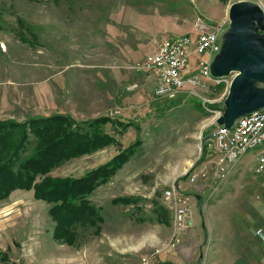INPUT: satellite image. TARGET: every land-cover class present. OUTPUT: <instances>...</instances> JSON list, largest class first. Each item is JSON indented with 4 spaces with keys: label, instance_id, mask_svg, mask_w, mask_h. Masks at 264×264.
<instances>
[{
    "label": "rangeland",
    "instance_id": "rangeland-1",
    "mask_svg": "<svg viewBox=\"0 0 264 264\" xmlns=\"http://www.w3.org/2000/svg\"><path fill=\"white\" fill-rule=\"evenodd\" d=\"M234 1L0 0V120L24 122L57 113L78 124L110 118L97 128L113 142L65 158L44 176L79 177L138 141L128 160L88 195L101 208L103 223L75 225L71 243L53 236L52 204L35 198L32 189H16L0 199V253L5 256L0 264L169 263L188 231L179 238L171 213L161 222L152 210L153 201L163 205L162 193L172 182L184 186L191 205L197 196L209 205L202 215L210 231L220 230L223 212L233 211L237 200L250 202L237 205L244 216L259 210L252 225H260L264 178L253 174V166L264 142L247 150L238 165L228 166L222 181L208 183L203 192L183 177L191 163L195 168L212 154L204 144L215 130L211 110L218 106L202 102L220 99L222 84L210 82L197 67L193 72L208 87L188 84L169 97L155 93V77L141 67L161 40L192 32L197 16L224 29ZM251 1L264 9V0ZM205 57L193 55L190 62L197 66ZM17 129L14 141L23 132L28 136L18 153L27 158L36 137L21 124ZM252 184H259L253 192L248 189ZM114 198L138 201L123 204ZM135 215L145 220L138 222ZM171 240L175 245H169Z\"/></svg>",
    "mask_w": 264,
    "mask_h": 264
},
{
    "label": "trees",
    "instance_id": "trees-1",
    "mask_svg": "<svg viewBox=\"0 0 264 264\" xmlns=\"http://www.w3.org/2000/svg\"><path fill=\"white\" fill-rule=\"evenodd\" d=\"M108 119L110 118L106 116L96 117L86 123L78 124L71 117L57 113L31 117L24 122L0 120V199L6 198L16 189H32L35 198L52 204L49 214L54 221L53 236L67 243L74 240L75 225L103 223L101 208L92 203L88 195L105 183L128 160L138 141L79 177L52 178L44 175L52 166L65 158L89 153L113 142L112 136L99 132L97 128L101 122ZM118 122L122 123L123 127L129 126V122L119 119ZM20 124L22 127H27L36 137L33 153L23 159H20L18 153L28 139L27 134L23 132L16 141L13 140ZM121 201L123 204H131L136 203L138 199L112 200V202ZM153 202L152 213L155 219L166 222L169 219V210L157 201ZM134 220L143 222L145 219L142 215H135ZM4 258L5 256L0 253V259Z\"/></svg>",
    "mask_w": 264,
    "mask_h": 264
},
{
    "label": "built area",
    "instance_id": "built-area-1",
    "mask_svg": "<svg viewBox=\"0 0 264 264\" xmlns=\"http://www.w3.org/2000/svg\"><path fill=\"white\" fill-rule=\"evenodd\" d=\"M223 26L197 16L193 21L192 32L161 40L141 65L155 77V93L172 97L188 84L194 87H208L200 81L199 74L193 72L200 67L202 75L210 82L222 84L223 91L220 99L205 98L202 103L218 106L235 75L234 72H230L228 76L213 77L209 71L212 55L219 48V35ZM198 54H205L206 57L197 66L192 65L190 57ZM211 112L210 124L214 125L215 130L213 135L205 139L204 145L206 149L208 147L212 149V154L195 168L194 162L191 163L183 175L188 184H198L197 190L200 191L205 189L208 183L218 184L222 181L230 164L237 161L250 148L264 142V107L239 117L230 128L216 123V118L221 114L219 107ZM253 172L255 176L264 178V148L255 159ZM177 184L172 182L163 191L162 203L173 217L174 234L180 238L192 227L193 217L191 197L184 186ZM255 233L264 242V230L258 227ZM179 240L175 237V241ZM169 245H175L174 241L171 240Z\"/></svg>",
    "mask_w": 264,
    "mask_h": 264
},
{
    "label": "water",
    "instance_id": "water-1",
    "mask_svg": "<svg viewBox=\"0 0 264 264\" xmlns=\"http://www.w3.org/2000/svg\"><path fill=\"white\" fill-rule=\"evenodd\" d=\"M227 16L209 71L213 77L235 73L216 118L218 125L230 128L239 117L264 107V9L237 0L229 4Z\"/></svg>",
    "mask_w": 264,
    "mask_h": 264
},
{
    "label": "crops",
    "instance_id": "crops-1",
    "mask_svg": "<svg viewBox=\"0 0 264 264\" xmlns=\"http://www.w3.org/2000/svg\"><path fill=\"white\" fill-rule=\"evenodd\" d=\"M238 162L235 163L238 165ZM258 186L259 184H252L248 189L253 192L257 190ZM203 190L199 192H203ZM221 199L231 206L228 197ZM243 202L250 204L246 200H237L233 211L227 208L225 213L223 212L226 221L223 222L220 230L213 229L210 231L212 227L202 215L203 210L209 211V205L204 204L203 198L197 196L194 205H192V227L186 235V240L178 245L172 253L169 263L264 264V242L255 233L258 227L264 230V217L260 216V225H252L261 213L257 208H252L251 214L244 216L242 208L237 209V205H241ZM197 215H200L201 218ZM199 221L200 225L198 224ZM167 263L165 262V264Z\"/></svg>",
    "mask_w": 264,
    "mask_h": 264
}]
</instances>
